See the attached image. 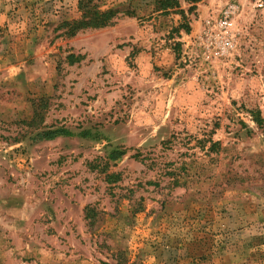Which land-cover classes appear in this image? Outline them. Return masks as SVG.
<instances>
[{
  "label": "rangeland",
  "instance_id": "374dc122",
  "mask_svg": "<svg viewBox=\"0 0 264 264\" xmlns=\"http://www.w3.org/2000/svg\"><path fill=\"white\" fill-rule=\"evenodd\" d=\"M78 2L0 0V264H264V10Z\"/></svg>",
  "mask_w": 264,
  "mask_h": 264
},
{
  "label": "trees",
  "instance_id": "16d2710c",
  "mask_svg": "<svg viewBox=\"0 0 264 264\" xmlns=\"http://www.w3.org/2000/svg\"><path fill=\"white\" fill-rule=\"evenodd\" d=\"M162 4L167 7L178 8V0H161ZM187 3H197L201 0H184ZM78 8L80 15L77 18L63 21L61 27L64 29V34L72 37L79 31L88 28H102L113 23L117 13L116 8H108L101 10L93 0H79ZM129 13V12H126ZM129 15V14H128ZM122 154V153H119Z\"/></svg>",
  "mask_w": 264,
  "mask_h": 264
},
{
  "label": "built area",
  "instance_id": "2783aa9c",
  "mask_svg": "<svg viewBox=\"0 0 264 264\" xmlns=\"http://www.w3.org/2000/svg\"><path fill=\"white\" fill-rule=\"evenodd\" d=\"M253 5L260 11L264 10V0H253ZM237 16L238 5L235 3V0H228L225 7L220 10L219 16L215 21V28L224 31V33L219 31V34H216L220 35L217 36V40L214 42L217 48V54H225L232 48L233 40L228 32L235 28Z\"/></svg>",
  "mask_w": 264,
  "mask_h": 264
},
{
  "label": "crops",
  "instance_id": "0c3cea01",
  "mask_svg": "<svg viewBox=\"0 0 264 264\" xmlns=\"http://www.w3.org/2000/svg\"><path fill=\"white\" fill-rule=\"evenodd\" d=\"M206 1H208V0H206Z\"/></svg>",
  "mask_w": 264,
  "mask_h": 264
}]
</instances>
